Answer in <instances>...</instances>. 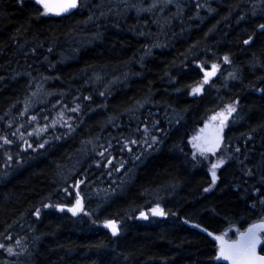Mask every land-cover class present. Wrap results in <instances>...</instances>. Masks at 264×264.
I'll return each instance as SVG.
<instances>
[{"label": "trees", "instance_id": "16d2710c", "mask_svg": "<svg viewBox=\"0 0 264 264\" xmlns=\"http://www.w3.org/2000/svg\"><path fill=\"white\" fill-rule=\"evenodd\" d=\"M42 13L0 0V136L55 98L80 116L0 171V264H229L213 237L264 218V0H79ZM228 105L230 157L213 184L189 140ZM86 169L82 216L42 209L72 205L64 190ZM155 206L166 215L141 216Z\"/></svg>", "mask_w": 264, "mask_h": 264}, {"label": "rangeland", "instance_id": "374dc122", "mask_svg": "<svg viewBox=\"0 0 264 264\" xmlns=\"http://www.w3.org/2000/svg\"><path fill=\"white\" fill-rule=\"evenodd\" d=\"M218 69L219 68H217L215 71V74L209 78V81L207 84H209L210 80L216 76ZM211 71H212V66L210 67V69L203 70L204 73L211 72ZM62 105H63V101L59 98H55V101L52 104L51 109H42L38 111L33 104L30 107H27L29 111L31 112L25 115H22L21 118H23V120H25L28 123L23 124L22 120H20V124L22 125L15 127L13 131H11L10 135L0 136V171H4L5 169H7L8 165L11 164L12 160L14 159L19 160L21 155H23L24 153H28L30 151L34 152V151L41 150L44 148V146L48 142H51L52 140L57 139L56 136H58L60 133L57 132L56 128H61L63 131L64 130L69 131L72 128V124L70 121H72L75 118L74 117L75 114H76V117H78L80 116V113L74 110L68 111L67 108L62 107ZM50 112H54V115H51L50 117H48V114ZM226 114L227 113H225V115ZM214 116H217L218 118L213 120L212 117ZM214 116L210 117L207 121H205V125L202 127L203 132H201V129H200L191 135L189 142H190L191 147L194 148L195 151L199 152L197 148L193 146L194 143L200 144L201 147H210L215 143L217 133H219V127H220L222 117H219L218 114ZM51 117H53V119H51ZM24 127H28V129L23 130ZM219 136L221 139H220L219 146L215 148V154H213L212 152H206L204 154L207 160L211 159V166L217 163V161L219 160H223L225 162L230 157L228 153V149L224 146V144H222L223 137L221 136L220 133H219ZM194 137H200V140L194 141L193 139ZM5 140L10 141V143H5ZM130 143L132 144V146L128 150L133 152L134 146H136L135 144L136 142L133 143V141H131ZM142 143H143V140H142ZM41 145L43 146L41 147ZM97 156L99 158L98 160H100V163H101L102 162L101 155L97 153ZM95 166L97 167L98 165H95ZM87 170L88 169H86L83 173L79 174L80 175L79 180L71 184L68 190L66 191L64 190V192L67 194L68 197L70 198L72 197V202H73L72 205L67 206L64 204L50 203V204L45 205L42 209L61 211L60 208H63L64 209L63 211H68L69 208H72L76 204L77 199H81L83 206H84L83 190L90 176L89 174L87 175L86 173ZM150 210L145 212L148 214L147 218L158 217V216L152 215ZM84 213L85 212L82 211L76 214L75 216H78V215L82 216ZM261 222H264V218L256 223H261ZM105 223L102 224V227L109 230L112 233L111 229L105 227ZM116 224L118 225V228H119V224L118 223ZM246 230L247 229H245L244 231ZM225 233H227V236L225 237V239L235 240L238 238L239 232L234 237H231L230 231L224 232L219 235H223ZM219 235H215L213 238L215 239V237ZM261 237H262V240H264V233H261ZM215 241L217 243V256H218L219 241H217L216 239ZM263 244L264 243L259 245L258 248L260 249ZM226 262L229 263L228 261Z\"/></svg>", "mask_w": 264, "mask_h": 264}, {"label": "snow or ice", "instance_id": "6c2138e0", "mask_svg": "<svg viewBox=\"0 0 264 264\" xmlns=\"http://www.w3.org/2000/svg\"><path fill=\"white\" fill-rule=\"evenodd\" d=\"M35 2L42 6L43 15H62L70 12L73 9H76L79 5V0H35ZM261 27H264V25H262ZM224 60L225 62H228V57H224ZM217 68L218 65H212V71L205 73L204 81L199 86L192 89V93L194 95L202 91L203 85L208 83L209 78L215 74ZM235 111L236 108L234 105H228L225 108L224 112L218 114L219 117H222L220 123V131H222L224 122L228 118L225 113L230 115ZM217 118V116L212 117L213 120ZM201 132H203V129H201ZM193 139L194 141H198L200 140V137H194ZM220 139L221 138L219 136V133H217L215 143L212 146L201 147V145L198 143H194L193 146L197 148L201 155H204L206 152H212L213 154H215V148L219 146ZM5 143H10V141L5 140ZM133 143H135V141H133ZM42 146L43 145H41V147ZM108 163H111V161H109ZM223 164L224 161L219 160L217 161V163L212 165L213 184H215V181L217 179L216 169L221 167ZM205 191H209V189H205ZM60 210L63 211L64 209L60 208ZM83 210V203L81 199H77L76 204L72 208L68 209V211L72 212L73 215H76ZM150 211L154 216L166 215L164 210L159 206L152 208ZM36 214L39 215V211H37ZM141 216L147 219L148 214L142 212ZM105 227L111 229L113 235H116L119 231L118 225L115 221L106 222ZM261 233H264V222L253 224L251 227L247 228L246 231L239 232L238 238L235 240L225 239L227 233L216 236L215 239L219 241V254L216 258L218 260L228 261L229 264H264V255L259 254V252L257 251L258 246L264 243V240H262L261 237ZM0 247H3V245H0ZM7 250L9 253L13 251L11 248Z\"/></svg>", "mask_w": 264, "mask_h": 264}, {"label": "water", "instance_id": "95a60500", "mask_svg": "<svg viewBox=\"0 0 264 264\" xmlns=\"http://www.w3.org/2000/svg\"><path fill=\"white\" fill-rule=\"evenodd\" d=\"M257 251L259 252V248H257ZM260 254V253H259Z\"/></svg>", "mask_w": 264, "mask_h": 264}]
</instances>
